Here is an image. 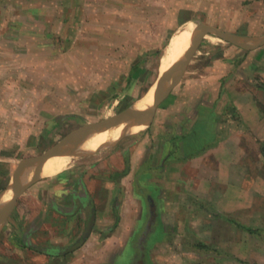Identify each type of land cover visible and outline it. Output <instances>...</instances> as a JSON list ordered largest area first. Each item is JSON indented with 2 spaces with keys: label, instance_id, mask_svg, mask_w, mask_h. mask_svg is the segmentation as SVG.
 Listing matches in <instances>:
<instances>
[{
  "label": "crops",
  "instance_id": "0c3cea01",
  "mask_svg": "<svg viewBox=\"0 0 264 264\" xmlns=\"http://www.w3.org/2000/svg\"><path fill=\"white\" fill-rule=\"evenodd\" d=\"M177 19L178 24L173 23L175 27H163L161 31L167 36L159 46L143 50L139 46L140 38H136V46L129 50L127 57L131 58L123 64V72L111 80L114 83L118 80L117 84H113L114 90L112 84L105 85L106 97L87 100V104L95 106L112 104L114 101L119 108L124 109L134 101L131 100L133 95L144 94L157 75L158 56L162 47L175 28L187 22V18ZM203 38L204 33L197 37L175 85L185 82L192 72L201 73L206 68L211 75V80L207 82L210 86L206 85V89L212 90H205L198 100H193L188 112L176 114L172 122L166 123L167 129L162 135L147 132L139 136V141L128 152L127 162L120 167L112 160L98 161L96 158L98 162L84 167H75L77 165L73 166L72 163L53 176L40 175L14 197L0 222V232L2 229L9 230L8 244L29 251L31 259L38 260L39 264H116L128 244L133 246L131 242L137 233L138 248H141L139 251L142 253L150 246H160V243H166L168 248L173 246L169 235L164 240V234L174 233L172 218L175 216L184 232L201 239L207 246L214 244L217 248H224L219 242L217 224L230 232L226 247L231 249V257L213 262L246 264L245 261H250L253 262L251 264H264V257L256 251L260 248L264 250V235L263 240H257L253 251L249 249L246 253L248 256L239 252L244 239L251 242L256 240L257 233L264 234V209L255 207V200L264 199V83L256 82L260 75L264 78V72L259 71L261 67L264 70V66L259 65L257 58L251 62L249 60L248 65L243 61L233 69L224 64L191 66L194 57L208 53L205 50L199 52ZM257 47L247 50L248 57H257L262 52ZM245 73L248 76L243 78L241 74ZM227 78L230 80L227 81ZM133 89L135 91L132 92ZM170 94L168 92L155 109L164 101H169ZM116 98L119 100H114ZM17 99L0 98V105L2 100L16 105ZM53 103L55 112L40 119L43 121V133L28 134L30 138L34 136L35 144L22 150L16 147L8 149V146L1 145L0 140V193L12 179L18 163L40 157L66 135L87 124L86 118L76 110L65 111L63 107L66 103L62 100L57 98ZM227 106L229 111L225 109ZM10 108V111H5V108L0 107V115L8 122H15L14 114L17 113L14 107ZM155 109L146 123L147 127L153 121ZM201 117L211 121L209 133L205 131L197 134L193 130ZM199 136L201 140L196 138ZM201 136L206 138L202 139ZM46 137L51 138L49 144L45 142ZM37 138L41 139L38 141ZM247 145L252 149L247 148ZM251 152L255 167L258 159L263 172L259 167H256V171L250 159L244 156ZM241 169L247 171L245 176H239ZM176 185L183 192L177 198L170 195ZM21 193H26L24 199L32 202H25L23 211L16 208ZM113 195H117L118 199L114 211L99 215V199L110 200ZM185 197L189 201L188 210H185V206L183 212L176 211L174 202ZM192 201L200 207L193 215L190 210ZM32 205L40 206L34 209ZM145 205L148 206V215ZM200 205H205L206 209ZM245 214L251 217L248 221L241 219ZM246 228L251 229L252 233ZM241 230L249 235L243 234L241 239ZM213 231L216 235L212 238L209 234ZM139 264L146 263L141 260Z\"/></svg>",
  "mask_w": 264,
  "mask_h": 264
},
{
  "label": "rangeland",
  "instance_id": "374dc122",
  "mask_svg": "<svg viewBox=\"0 0 264 264\" xmlns=\"http://www.w3.org/2000/svg\"><path fill=\"white\" fill-rule=\"evenodd\" d=\"M46 1L53 3L47 4ZM177 18H187L186 23L206 24L246 41H254L264 35V0H0V98H18L16 105H11V102L8 104L7 100L1 101L0 107L5 108V111L14 107L17 113L14 114L15 122H8L0 115L3 118L0 120V129L4 130H0L1 145L8 146V149L16 147L22 150L35 144L34 136L30 138L28 134L43 133V121L40 119L55 112L53 102L57 98L66 103L63 107L65 111L76 110L86 118L87 123H96L114 116L120 108L122 109L114 101L112 104L93 106L87 104V100H101L106 97L105 85L112 84L114 90L113 84H117L118 80L115 83L111 80L123 72V64L131 58L127 57V54L131 47L136 46V38H140L139 46H142L143 50L154 45L159 46L167 36V33H162L161 30L166 25L167 29L173 26V23L177 25ZM257 48L262 52L256 55L257 57H248L247 50L242 51L228 42L217 40L210 33H204L199 52L205 50L208 53L194 57L191 66L224 64L233 69L243 61L248 65L256 58L259 65L264 66V45ZM259 71L264 72L262 67ZM190 75L186 79L187 82L175 85V89L171 88L169 101L158 105L153 121L148 127L145 124L140 131L125 134L107 147L85 153L73 161V166L84 167L105 159L112 160L119 167L124 165L128 160L129 150L139 141V136L147 132L162 135L167 129L166 123L172 122L176 114L188 112L193 106V100H198L205 90H212L206 89L209 84L207 82L211 80L206 68L201 73L192 72ZM241 75L243 78L248 76L247 73ZM230 78H227V81ZM263 80L261 75L256 78V82L261 84L264 83ZM138 97L139 95H133L131 100ZM228 106L225 108L227 111L230 109ZM210 125L211 121L201 117L194 124L193 130L197 134L205 131L209 133ZM228 125L230 126V122ZM5 131L9 132L10 137ZM196 138L200 139V136ZM45 140L47 144L51 142L49 137ZM250 145L253 146L252 143ZM247 148L251 147L247 145ZM252 155L251 152L244 156L253 163ZM256 163V167L261 168L263 172L262 163H259L258 159ZM252 166L255 167V164ZM240 172L239 176L247 174L243 169ZM76 180L79 181L78 177ZM178 186H174L175 190L170 193L172 197L180 196ZM181 193L183 195V192ZM25 194L21 193L16 202L19 211L24 210L25 202L32 203L30 199L29 202L27 198L24 199ZM36 196L39 199V194L36 193ZM32 199L34 200L33 197ZM184 200H175L177 202H174L173 208L183 212L186 206L185 210H188L189 201L186 197ZM99 201V215L109 210L114 211L118 203L117 195H113L110 200ZM193 203L190 208L192 215L200 210L197 203ZM202 205L200 206L206 209L205 205ZM39 206L32 205V208ZM255 207L264 209V199L255 200ZM207 212L210 213V210ZM145 213L148 215L147 205ZM250 218L246 214L241 217L245 221ZM178 220L175 216L172 218L175 224L174 233L164 234V240L166 241L169 235L173 246L168 248L166 243H160V246H150L142 253L141 248H138L137 233L131 242L133 246L128 244L117 258L116 264H139L141 260L146 264H221L213 260L231 257V249L226 247L231 234L225 227L217 224V233L221 239L219 242L224 248H217L214 244L208 246L207 250L191 248L195 240L201 239H195V236L184 232L182 225L177 223ZM212 228H215V224ZM8 232V229H2L0 232V264H39L38 260L31 259L29 251L7 243ZM240 234L241 239L243 234L249 235L242 230ZM209 235L213 238L216 232L213 231ZM256 235L254 241L244 239L239 252L248 256L246 253L249 249L253 251L254 245L264 238L262 233ZM258 250L257 253L264 257L263 248Z\"/></svg>",
  "mask_w": 264,
  "mask_h": 264
},
{
  "label": "bare ground",
  "instance_id": "6f19581e",
  "mask_svg": "<svg viewBox=\"0 0 264 264\" xmlns=\"http://www.w3.org/2000/svg\"><path fill=\"white\" fill-rule=\"evenodd\" d=\"M196 33L195 26L185 23L178 26L170 35L169 39L162 47L158 56V72L149 86L148 90L136 98L131 104L133 111L116 126L105 130L91 131L76 140L69 146L61 148L57 156H51L44 160L40 175L53 176L72 165L73 161L91 152L96 148L107 147L117 141L121 136L128 133H135L143 129L146 117L143 118L138 111L147 109L152 102V93L166 86L177 68L178 60L182 57ZM37 168V163L17 170L15 178L20 181H27ZM15 195L14 190H4L0 193V209L6 205Z\"/></svg>",
  "mask_w": 264,
  "mask_h": 264
},
{
  "label": "water",
  "instance_id": "95a60500",
  "mask_svg": "<svg viewBox=\"0 0 264 264\" xmlns=\"http://www.w3.org/2000/svg\"><path fill=\"white\" fill-rule=\"evenodd\" d=\"M195 30L196 33H194L193 38L190 42V45L182 55V57L178 60L177 68L173 72L168 84L164 86L163 88L159 89L158 91L152 93V102L151 105L142 111H138L139 114H141L144 117H146V123L150 120L153 111L156 107V105L168 94V92L171 90V88L176 84L178 79L181 76V73L183 71V68L185 66V63L187 61L188 55L190 51L193 48V45L197 42V37L203 33H211L214 34L215 36L219 37L220 39L227 41L233 45H236L238 47H241L243 49L249 50L256 48L257 46L261 45L264 43V35L257 38L254 41H246L243 38L237 37L235 35L229 34L227 32L221 31L217 28H214L212 26L206 25V24H201V23H195ZM133 106L130 104L126 108L122 109L118 113H116L114 116L109 117L107 119H103L99 122L96 123H87L81 126L80 128L74 130L70 134L66 135L64 138H62L59 142H57L54 146L49 148L44 154H42L40 157L34 158L32 160H23L22 162L18 163L17 168L13 174L12 179L10 182L7 184L6 189L11 188L14 190L15 195L13 198L6 204L4 205L3 208L0 209V222L5 217L6 211L9 209L12 200L14 199L15 196H17L21 190L25 187H27L29 184H31L33 181L39 178L40 176V171H41V166L44 162V160L48 157L51 156H57L58 152L61 148L65 146H69L72 143H74L76 140L79 138L83 137L84 135L88 134L91 131H98V130H105L110 127L116 126L119 123H121L123 120L126 119V117L132 112ZM145 123V124H146ZM29 163H37V168L31 178L27 181H20L19 179L15 178V173L19 169H23L24 166L28 165ZM150 212L152 214V211L150 209ZM152 217V215H151ZM151 219V218H150Z\"/></svg>",
  "mask_w": 264,
  "mask_h": 264
},
{
  "label": "trees",
  "instance_id": "16d2710c",
  "mask_svg": "<svg viewBox=\"0 0 264 264\" xmlns=\"http://www.w3.org/2000/svg\"><path fill=\"white\" fill-rule=\"evenodd\" d=\"M246 230L252 233V230L251 229L246 228ZM191 248H198V249H205V250H207L208 249V246L206 244H204L203 242H201V241L195 240L193 242Z\"/></svg>",
  "mask_w": 264,
  "mask_h": 264
}]
</instances>
